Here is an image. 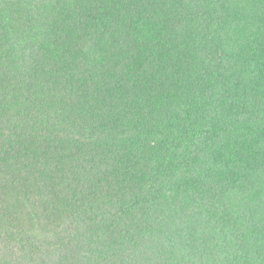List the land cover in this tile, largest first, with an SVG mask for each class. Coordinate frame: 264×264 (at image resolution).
<instances>
[{
	"label": "trees",
	"instance_id": "trees-1",
	"mask_svg": "<svg viewBox=\"0 0 264 264\" xmlns=\"http://www.w3.org/2000/svg\"><path fill=\"white\" fill-rule=\"evenodd\" d=\"M0 264H264V0H0Z\"/></svg>",
	"mask_w": 264,
	"mask_h": 264
}]
</instances>
